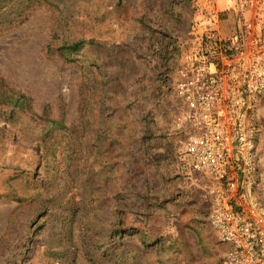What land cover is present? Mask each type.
Listing matches in <instances>:
<instances>
[{"label":"rangeland","instance_id":"obj_1","mask_svg":"<svg viewBox=\"0 0 264 264\" xmlns=\"http://www.w3.org/2000/svg\"><path fill=\"white\" fill-rule=\"evenodd\" d=\"M207 1L0 0V264H221L173 134Z\"/></svg>","mask_w":264,"mask_h":264},{"label":"built area","instance_id":"obj_2","mask_svg":"<svg viewBox=\"0 0 264 264\" xmlns=\"http://www.w3.org/2000/svg\"><path fill=\"white\" fill-rule=\"evenodd\" d=\"M172 82L180 158L204 180L221 264H264V185L254 110L264 94V0H208ZM226 24H228L226 26Z\"/></svg>","mask_w":264,"mask_h":264},{"label":"trees","instance_id":"obj_3","mask_svg":"<svg viewBox=\"0 0 264 264\" xmlns=\"http://www.w3.org/2000/svg\"><path fill=\"white\" fill-rule=\"evenodd\" d=\"M79 42H75L71 45H67L65 46V48H68V49H75L77 46H78Z\"/></svg>","mask_w":264,"mask_h":264}]
</instances>
